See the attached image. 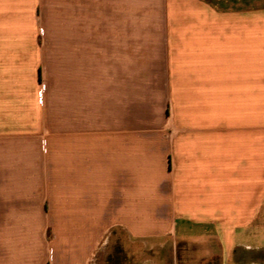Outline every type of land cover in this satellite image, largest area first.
<instances>
[{
  "label": "crops",
  "instance_id": "obj_1",
  "mask_svg": "<svg viewBox=\"0 0 264 264\" xmlns=\"http://www.w3.org/2000/svg\"><path fill=\"white\" fill-rule=\"evenodd\" d=\"M262 120L264 0H0V264H264Z\"/></svg>",
  "mask_w": 264,
  "mask_h": 264
},
{
  "label": "rangeland",
  "instance_id": "obj_2",
  "mask_svg": "<svg viewBox=\"0 0 264 264\" xmlns=\"http://www.w3.org/2000/svg\"><path fill=\"white\" fill-rule=\"evenodd\" d=\"M43 30V29H42ZM7 74V73H6ZM23 75V74H22ZM28 80H29V73L26 72L25 73V79L22 81H25L26 83H28ZM12 91H14V89H6V108L9 107L10 108V111L8 112V110L6 111L7 115L11 114L12 113V102L13 100H15L16 96L13 95ZM8 93H10V95H8ZM31 99L29 97V94L27 92L26 89H21V96H20V104H21V113H19V115H21V119H19V123H21V125H35L36 123H38L39 121H37L36 119H31L30 115H33L34 116V113H30V107H32V104H31ZM16 113V112H15ZM14 113V115H15ZM17 121V122H18ZM13 121L12 120H6V127L8 125H11ZM262 128H264V120H262ZM262 140L264 143V136H262ZM262 155H264V151H262ZM261 228L264 230V216L261 217ZM185 242H186V238H184L181 234H179V237H178V248H177V255H178V258L180 260L179 264H185V261H184V255H189L190 252H192V257H191V264H195V261L198 260V258H200V255L203 254L204 252V248H200L196 245H194L195 247L192 248H189V247H184L185 245ZM193 242H194V239H193ZM260 244L262 245V248H261V259H262V263H264V233L261 234V238H260ZM170 249V248H169ZM168 248L166 249L165 251V257H166V260H167V263L166 264H172V250L170 249L169 250ZM160 249L158 248H155L154 250H150V254L151 253H157V251H159ZM194 252V253H193ZM171 262V263H170Z\"/></svg>",
  "mask_w": 264,
  "mask_h": 264
}]
</instances>
